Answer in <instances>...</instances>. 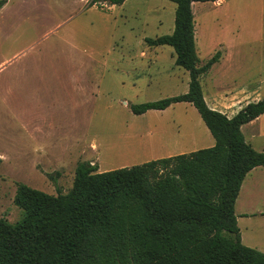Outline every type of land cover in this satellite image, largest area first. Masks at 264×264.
Segmentation results:
<instances>
[{
	"label": "rangeland",
	"instance_id": "374dc122",
	"mask_svg": "<svg viewBox=\"0 0 264 264\" xmlns=\"http://www.w3.org/2000/svg\"><path fill=\"white\" fill-rule=\"evenodd\" d=\"M226 1L220 9L210 10L208 3L193 8L200 65L221 50L219 43L229 50L236 44L238 51L233 66L223 62L200 83H259L262 98L264 0ZM90 2L0 0L5 3L0 9V66L9 62L0 71V219L10 224L24 216L13 202L18 185L66 194L79 162L92 160L102 172L149 162L159 151L155 137H146L145 130L174 127L170 120L178 122L179 117L183 127L189 124L178 108L163 120L129 109L172 92L167 83H188L187 72L171 65L168 54L156 64L141 55L149 49L144 38L171 33L175 5L126 0L121 6L89 7ZM214 17L218 24H212ZM221 24L229 27L232 38L215 30ZM74 83L98 84L105 91L97 101L80 103ZM143 83L153 86L147 89ZM33 124L41 130L30 133ZM241 131L255 150L264 152V115ZM234 211L241 243L264 253V167L246 175Z\"/></svg>",
	"mask_w": 264,
	"mask_h": 264
},
{
	"label": "trees",
	"instance_id": "16d2710c",
	"mask_svg": "<svg viewBox=\"0 0 264 264\" xmlns=\"http://www.w3.org/2000/svg\"><path fill=\"white\" fill-rule=\"evenodd\" d=\"M167 1L175 5L173 31L145 43L173 49L188 90L129 109L139 116L189 103L214 145L107 172L79 162L66 194L18 185L13 202L24 216L15 224L0 219V264H264V253L241 243L234 211L246 175L264 167V152L241 132L264 114V96L231 118L210 109L199 78L220 51L199 64L191 4L215 0Z\"/></svg>",
	"mask_w": 264,
	"mask_h": 264
},
{
	"label": "crops",
	"instance_id": "0c3cea01",
	"mask_svg": "<svg viewBox=\"0 0 264 264\" xmlns=\"http://www.w3.org/2000/svg\"><path fill=\"white\" fill-rule=\"evenodd\" d=\"M80 1L82 3H85L86 0H80ZM5 3H3L0 9L4 7ZM206 3H208L210 6L208 7V9L215 10V9L223 8V6H226L225 4L227 3V1L226 0H215L214 2H206ZM195 4L196 3L191 4L192 14H193V8ZM95 5L97 4L96 3L92 4L89 7H94ZM105 5H108V4H105ZM108 6L114 7L115 5H108ZM173 9L175 11V7ZM211 22L213 25H215V24H218L220 21L218 20L217 17H214V19H212ZM158 23L160 25L162 24L161 21H159ZM173 27H174V19H172V24H170L171 32L173 31ZM214 28L216 31H218V33L222 32V33H225L226 36L231 37L229 34V27H227L226 25L224 26V24H221L218 28L216 26ZM194 37H195V42H197L198 38H197L196 30H195V24H194ZM145 39H149V38H144V42H145ZM218 45L221 48V50H216L215 52L220 51L219 60L215 62L205 74L200 76L199 82H200V79H202L210 70L211 71L214 70L217 66H220V64H222L223 62H228L227 66L229 64L230 66H233L235 62L234 55L235 53L238 52L237 45L235 44L234 46L236 48L231 49L235 51L234 54L232 53L230 54L231 50H229V46H227L226 43H219ZM167 47L168 48H165L164 46H149V49L141 51V55H143V57L148 56L151 59H154V60L150 59L152 61L151 64L153 63L156 64V62H159L158 61L159 59L164 58V54L166 53L169 55V58L171 60L170 62L171 65L176 66L174 52L171 51L169 46ZM7 64H9V62L8 63L7 61L3 62L0 66V71L3 70ZM155 84L158 86L161 83H155ZM167 84H170V86L168 85L166 88H170L172 92H169V94H165V96H159V98L151 99V100L161 99L162 97L177 96V95L186 93L188 90V83H167ZM143 85L147 89H150L153 86V83H143ZM200 85H201L203 98L207 106L212 110H215L217 112L224 114L228 118L233 117L239 110H241L248 103L256 102L259 99H261L259 83H245L239 87H236V86L230 85V83H214L212 81L210 83H200ZM73 89H74V93L79 96L77 100L80 101V103H84L85 101H88V99H91L92 101H97L98 98H100V96H102V94H104V91H105L104 89H102L103 91L101 90L100 85L96 84V86H94L93 83L92 84L74 83ZM123 105L125 106L124 108L126 109L128 108L125 102H123ZM175 108L183 110L184 115H186V117L189 119L188 125H185L183 127L180 122L182 119L179 117L178 122H176L174 119L170 120L172 123V126L174 127L168 126L167 124L165 125L162 124L160 126L157 125L153 131H149L152 128H149L148 130H145V131L143 130L145 132L146 137H150V138L155 137L154 140H155L156 145L158 146L156 151H159V152H153L157 155L156 157H158L159 155H163L162 158H167V157H172V156H176L179 154H188V153L200 150V149L212 147L214 145L213 137L211 136L208 129L203 124L196 109L189 103L173 104L164 110H149L142 115L143 116L148 115L150 117H155L158 120H163L164 118L167 117L168 114H170V112H173ZM258 119L259 117L249 122L248 124H251ZM248 124L243 125L241 127V130L244 128V126H247ZM182 128H184L183 133L180 132ZM29 129H30L29 130L30 133H36L39 130H41V127L36 124H33V125H29ZM244 130L249 132L250 128H246ZM244 136L245 135L243 134V137ZM244 140L248 143V140L246 137L244 138ZM163 144H165V146L161 147L160 149V145H163ZM260 152H263V151H260ZM150 157L152 158L153 156H150ZM156 157L153 159L157 160ZM90 163H95V162L91 160ZM98 172H102V171H100L98 168Z\"/></svg>",
	"mask_w": 264,
	"mask_h": 264
}]
</instances>
